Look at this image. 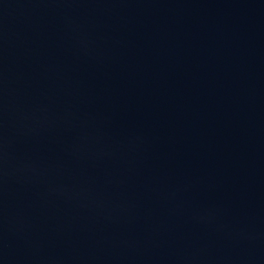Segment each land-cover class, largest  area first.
<instances>
[{"label":"water","instance_id":"obj_1","mask_svg":"<svg viewBox=\"0 0 264 264\" xmlns=\"http://www.w3.org/2000/svg\"><path fill=\"white\" fill-rule=\"evenodd\" d=\"M0 264H264V0H0Z\"/></svg>","mask_w":264,"mask_h":264}]
</instances>
